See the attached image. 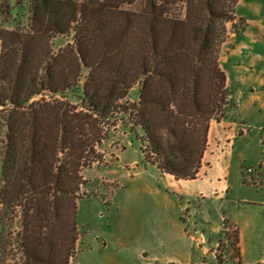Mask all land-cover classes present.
<instances>
[{
	"label": "trees",
	"instance_id": "16d2710c",
	"mask_svg": "<svg viewBox=\"0 0 264 264\" xmlns=\"http://www.w3.org/2000/svg\"><path fill=\"white\" fill-rule=\"evenodd\" d=\"M136 1L24 0L22 25L15 8L0 23V264H71L81 173L104 127L134 131L143 161L175 179L205 166L210 125L229 103L219 54L239 0L122 9ZM177 2L184 17L169 10ZM224 231L238 260V232Z\"/></svg>",
	"mask_w": 264,
	"mask_h": 264
},
{
	"label": "rangeland",
	"instance_id": "374dc122",
	"mask_svg": "<svg viewBox=\"0 0 264 264\" xmlns=\"http://www.w3.org/2000/svg\"><path fill=\"white\" fill-rule=\"evenodd\" d=\"M1 1V25L9 26L16 11L22 25L24 0H16L19 10L12 0ZM143 3L122 9L135 11ZM187 5L177 2L169 10L184 17ZM235 14L219 54L229 103L224 117L210 125L202 173L193 180L164 174L143 161L134 131L104 127L98 161L81 173L72 264H110L114 257L133 264L209 262L213 253L223 264L237 263L227 253L224 223L239 232L245 216L264 215L258 204L264 202V175L258 173L260 165L264 170V0H239ZM137 97L133 87L129 98ZM2 137L0 128V148Z\"/></svg>",
	"mask_w": 264,
	"mask_h": 264
},
{
	"label": "crops",
	"instance_id": "0c3cea01",
	"mask_svg": "<svg viewBox=\"0 0 264 264\" xmlns=\"http://www.w3.org/2000/svg\"><path fill=\"white\" fill-rule=\"evenodd\" d=\"M202 171L203 168L201 169V173ZM258 173L264 175V170L262 168V165H260ZM258 204L264 205V202H259ZM238 237H239L240 254H239V259L238 260L236 259L237 263L234 264H264V215L245 216V221L243 223V227L241 226L238 232ZM207 252L208 251H204L202 255L205 256L206 254L207 256ZM154 261H155L154 263L142 262L140 264H164V263H160L158 260H154ZM206 261L205 259L192 260V258H189L187 261L181 264H218L216 261V253H213L211 255L209 262ZM110 264H133V263L122 260L119 257H114V261L110 262ZM167 264H174V263L169 261L167 262Z\"/></svg>",
	"mask_w": 264,
	"mask_h": 264
}]
</instances>
